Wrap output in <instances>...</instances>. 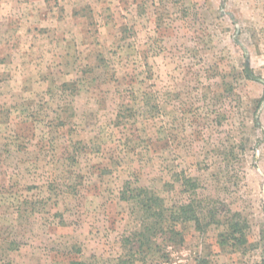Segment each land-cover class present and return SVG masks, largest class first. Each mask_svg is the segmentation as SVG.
Wrapping results in <instances>:
<instances>
[{"label": "rangeland", "instance_id": "obj_1", "mask_svg": "<svg viewBox=\"0 0 264 264\" xmlns=\"http://www.w3.org/2000/svg\"><path fill=\"white\" fill-rule=\"evenodd\" d=\"M47 1L0 0V264H264V0Z\"/></svg>", "mask_w": 264, "mask_h": 264}, {"label": "trees", "instance_id": "obj_2", "mask_svg": "<svg viewBox=\"0 0 264 264\" xmlns=\"http://www.w3.org/2000/svg\"><path fill=\"white\" fill-rule=\"evenodd\" d=\"M182 182V187H185V190L192 191L193 193H196L197 188L199 187L197 184V181L191 177H184ZM148 201L150 202L149 205H145L149 210H154L155 208L161 209V212L153 213V215H158L161 219H164L165 216H163V207H164V201L158 196H153L148 198ZM205 207L206 209H203ZM173 209V208H172ZM160 211V210H159ZM218 212H215L210 209V206L204 205L202 201L195 202L194 200L191 202H188L187 204H181L179 207H177L176 211L172 210V214L169 219L172 220H181V221H193L198 227H201L202 225V217H207L208 223H214L217 221ZM226 222H228L227 231L233 237V239L238 240L237 235L243 236V229L245 225H248L246 222H241L240 214L239 213H231V217H226ZM158 222L156 223V225ZM155 225V226H156ZM156 228V227H155ZM153 228V229H155ZM73 264H90L86 262H75Z\"/></svg>", "mask_w": 264, "mask_h": 264}, {"label": "crops", "instance_id": "obj_3", "mask_svg": "<svg viewBox=\"0 0 264 264\" xmlns=\"http://www.w3.org/2000/svg\"><path fill=\"white\" fill-rule=\"evenodd\" d=\"M47 4H49V1H47V0H40V4L37 7V13H40L41 12L44 15H46L45 13L48 12L49 14H51L53 12V9H55V8H52V7H50ZM65 7L67 8L68 6H65ZM66 13H68V10H66Z\"/></svg>", "mask_w": 264, "mask_h": 264}]
</instances>
